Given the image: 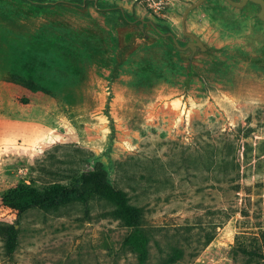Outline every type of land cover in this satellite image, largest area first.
<instances>
[{"label": "rangeland", "instance_id": "374dc122", "mask_svg": "<svg viewBox=\"0 0 264 264\" xmlns=\"http://www.w3.org/2000/svg\"><path fill=\"white\" fill-rule=\"evenodd\" d=\"M196 1L98 4L121 6L186 41L182 15ZM257 10L206 0L191 11L188 31L214 56L199 55L200 74L186 84V52L152 30L153 42L120 60L130 27L118 10L0 0V76L47 88L71 120L64 141L0 160V223L16 220L1 197L18 184L44 190L102 172L143 214L146 264H164L176 250L192 262L228 224L233 264H264V21ZM114 211L102 199L32 209L20 220L12 256L0 236V264H139L123 245L130 229Z\"/></svg>", "mask_w": 264, "mask_h": 264}, {"label": "crops", "instance_id": "0c3cea01", "mask_svg": "<svg viewBox=\"0 0 264 264\" xmlns=\"http://www.w3.org/2000/svg\"><path fill=\"white\" fill-rule=\"evenodd\" d=\"M70 127L55 97L0 76V160L24 149L46 150L69 137ZM234 242L228 224L192 262L175 264H233Z\"/></svg>", "mask_w": 264, "mask_h": 264}, {"label": "trees", "instance_id": "16d2710c", "mask_svg": "<svg viewBox=\"0 0 264 264\" xmlns=\"http://www.w3.org/2000/svg\"><path fill=\"white\" fill-rule=\"evenodd\" d=\"M4 79L55 97L47 88L31 83L20 76L4 77ZM95 199L107 200L115 206L113 215L120 220L123 226L130 229V233L123 241L124 247H128L137 255L139 264H146L149 258V239L142 228L143 214L139 208L129 204L126 192L111 187L105 173L102 172L91 175L82 174L66 186L52 185L44 190L18 184L11 194L8 193L7 196L1 197L4 205L10 206L16 211L14 223H0V236L5 242L7 255L12 256L16 252L21 232L19 228L20 220L28 211L32 209H40L46 212L57 211L72 202L88 203ZM215 236L208 239L204 249ZM182 258L183 253L181 250H176L164 264H175Z\"/></svg>", "mask_w": 264, "mask_h": 264}, {"label": "water", "instance_id": "95a60500", "mask_svg": "<svg viewBox=\"0 0 264 264\" xmlns=\"http://www.w3.org/2000/svg\"><path fill=\"white\" fill-rule=\"evenodd\" d=\"M33 4L41 6H55L60 2L67 3L72 6H76L80 9H84L88 2L93 3V7L96 10L102 12H108L112 10L120 11L122 18L125 23L130 27L124 30L121 36V48L119 50L120 60H123L130 52L137 48L141 43H151L155 40V37L149 34V30H152L154 34L158 37L167 39L176 49L179 51L186 52L184 54V60L187 64V79L186 84H189L191 79L199 75L200 71L196 65L198 61V56L201 54L213 57V50L195 33L188 31L187 29V19L191 11L202 5L206 0H197L189 5L183 12L181 27L184 36L189 38V40H181L172 30L163 28L157 25L150 19L140 18L136 16L129 15L123 7L121 6H107L103 7L98 4L99 0H82L81 2L76 1H38L29 0ZM232 6L243 9L248 4H254L257 6L258 10L256 13V19L264 21V0H226ZM136 26V29L132 27Z\"/></svg>", "mask_w": 264, "mask_h": 264}]
</instances>
